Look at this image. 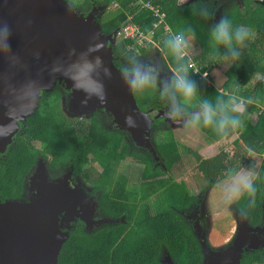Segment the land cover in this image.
<instances>
[{"label":"trees","instance_id":"trees-1","mask_svg":"<svg viewBox=\"0 0 264 264\" xmlns=\"http://www.w3.org/2000/svg\"><path fill=\"white\" fill-rule=\"evenodd\" d=\"M92 1L98 4L101 0H82L80 4L73 5L74 9L82 10ZM145 1L159 8L164 16L154 30L152 42L136 51L131 47V40L120 38L112 44L113 64L121 70L124 66H131L136 61V55L144 59L157 55L162 72L171 73L175 63L164 47V41L189 26L195 30V38L189 49L190 61L197 64L200 72L208 74L206 79H202L189 70L199 91L189 115L199 111L200 99L209 98L214 105L217 98L227 101L230 96H235L237 103L242 100L240 112L237 113L242 121L241 126L229 135L237 134L233 144L240 146L237 148L243 149L244 154L249 152L261 157L254 168L259 178L255 181L257 193L254 207H247L248 197L245 195L230 203L229 208L238 214L243 209L246 213L243 217L249 226L263 225L264 0H238L236 4L233 2L231 7L223 9L222 15L228 17L233 29L244 26L250 30V36L243 44L245 46L240 47L239 58L230 60L228 64L215 56L210 46L211 26L218 21L202 18L192 7L193 3L200 7L203 0H192L186 5L180 0ZM111 2L102 0L108 10H104L103 13H107L97 20L104 35L114 31L118 34L129 16L132 23L145 32L159 21L153 12L140 9L132 0H118L114 8ZM256 74L263 76V80L253 90H248L247 85ZM60 90L57 88L43 94L38 108L23 123H19L20 129L15 134L14 142L0 154V201L23 199L26 192L24 183L40 156H52L54 167L71 161L73 173L81 175L85 181L90 178V165H97L100 172L93 179L92 186L98 191V205L105 215L114 218L123 215L126 223L106 225L90 234L81 228H72L61 247L57 264H163L161 259L164 255H168L174 264H202L203 256L193 227L181 216L185 209L198 204V199L189 193L185 181L177 180L175 175L184 174L194 165L197 185L206 184L203 192L224 198L223 189L228 182L229 169L253 168V161H245L244 154L231 157L229 151L206 158L198 150L182 146L175 139L174 132L166 127L168 124L157 114L161 108H167L166 104L159 99L158 92L146 90L143 95H133L141 111L153 109L155 112L151 132H155L153 146L159 158L157 165L148 151L134 149L126 132L109 129L102 111L90 113L87 120L72 121L65 117L58 108ZM221 90L226 94L219 95ZM261 110L256 121L250 122L251 114ZM197 130L211 142L224 140L212 128L200 127ZM165 132L167 134L163 138ZM34 143H40L43 150L35 148ZM128 158H131L138 176L136 184L124 172L118 171ZM167 172L171 176L160 178L167 176ZM152 178L153 181H149ZM156 194L163 196V199L155 204L160 206L154 210L149 197ZM203 194L201 192L199 199L203 198ZM220 207L223 204L220 203L216 210H221ZM224 211L207 230V244L214 250L223 249L236 230L228 210ZM219 229L221 232L215 231ZM218 236L220 240L217 242ZM240 264H264V250L242 253Z\"/></svg>","mask_w":264,"mask_h":264},{"label":"water","instance_id":"water-1","mask_svg":"<svg viewBox=\"0 0 264 264\" xmlns=\"http://www.w3.org/2000/svg\"><path fill=\"white\" fill-rule=\"evenodd\" d=\"M116 36L117 31L104 35L92 13L80 15L66 0H0L1 154L14 142L19 123L38 108L43 94L59 84L68 92L70 115L108 114L114 128L126 132L135 148L159 160L150 139L155 112L138 108L121 70L113 64ZM153 61L150 65H155ZM163 119L177 124L165 113ZM29 184L27 200L0 201V264H57L68 238L61 214L68 221L75 215L88 223L77 208L94 207L65 179L49 181L42 161ZM193 228L203 264H240L244 250L264 245L256 235L264 228H250L240 213L232 242L217 251L207 245L198 220ZM162 263L174 264L169 257Z\"/></svg>","mask_w":264,"mask_h":264},{"label":"clouds","instance_id":"clouds-1","mask_svg":"<svg viewBox=\"0 0 264 264\" xmlns=\"http://www.w3.org/2000/svg\"><path fill=\"white\" fill-rule=\"evenodd\" d=\"M192 7L206 20L214 16L207 4L197 7V4L193 3ZM210 36V46L215 56L225 61L236 60L240 56V47L250 36V30L244 26L233 29L228 17L222 15L218 22L212 24ZM194 38L195 30L189 26L164 41V47L170 52L175 63L170 76L162 75L159 66L146 65L139 59L131 66L122 67V76L133 94L143 95L146 90L158 92L159 99L167 106V119L182 124L185 128H212L218 136L226 139L229 133L238 129L242 123L237 114L240 112V105L235 96H230L227 101L217 98L215 105L209 98L200 99L199 111L189 115L193 101L199 95L197 85L189 75V49ZM225 94L222 90L219 93L221 96ZM227 178L228 182L223 189L224 199L233 203L246 195L247 207H254L257 193L255 181L259 178V173L251 167L229 169ZM241 214H246L243 209Z\"/></svg>","mask_w":264,"mask_h":264},{"label":"flooded vegetation","instance_id":"flooded-vegetation-1","mask_svg":"<svg viewBox=\"0 0 264 264\" xmlns=\"http://www.w3.org/2000/svg\"><path fill=\"white\" fill-rule=\"evenodd\" d=\"M238 0H203L202 5L203 4H207L209 7V10L211 12L214 13L213 16V20H217L219 19V17L222 16V12L223 9H227L229 7H231L232 3L236 4ZM82 2V1H81ZM192 0H188L187 3H184L185 5L188 3H191ZM71 6H73L72 4H70ZM74 8V6H73ZM103 8V9H101ZM100 9V11H99ZM80 15L83 16H87L89 13H92L95 17L96 20H99V16L104 12V10H108V8L106 7L105 4L102 3V0L100 1V3H94L93 1L88 4L84 9L82 10H77L75 9ZM118 37V35L116 36ZM115 39V38H114ZM158 57L157 55L154 56H149L148 58H143L141 61H143L146 65H150L152 63V59L154 60L153 62L155 63V65L159 66V62H158ZM162 75H166L164 74V72H162ZM57 88L61 89L59 93H61L60 100L64 99L65 103H66V107H67V103H68V92L64 89V87L62 85L56 84L53 88L52 91L56 90ZM63 93V94H62ZM161 113L162 115H159L161 118H163V114L166 113L167 108H161ZM104 113V112H103ZM105 116H107V118L109 119V125L108 128L112 129V130H117L114 128V125L111 122V118L108 114H105ZM164 120V119H163ZM23 123V122H22ZM168 125H171L168 122H165ZM20 129V126H19ZM19 131V130H18ZM119 131V130H118ZM35 144L38 145V147L35 146ZM34 147L39 149V150H43L42 146L40 143H34ZM134 147V145H133ZM154 148V146H153ZM134 149H140V148H135ZM143 150V149H140ZM1 154V153H0ZM3 154V153H2ZM153 159V158H152ZM39 161H42V163L44 164V168L46 170V175H47V179L49 181H55V180H61V179H65L67 182L68 187H70L71 189L77 187L79 188L84 194L85 196L91 201L92 204H94V207L91 206H82V210H80L79 208H77V211L79 213H81L82 215L88 217V223L83 222L82 220H80L78 217H76L75 215H73V219L71 221H68V218H66L65 213L61 214V217L64 219L65 221H63V231L64 232H69L72 228L76 229V228H81L84 232L87 233H93L96 232L97 230L104 228V226L106 225H113L114 223L120 222V223H126L125 221V217L122 215L121 217L118 218H114V217H110L109 215H105V212L103 211V209L101 208V206L98 205V191H95L94 187L91 185L90 188H88L89 182L85 181L84 178L81 175H75L73 173V165L72 162L67 161L65 164L63 165H58V166H53L52 165V156L50 155H46V156H40L38 157L36 164L31 172V174L26 178V181L24 183V188L26 189L25 194L23 195V199L22 200H27L29 195H30V178L32 177L33 173L35 172L36 168H37V163ZM155 161V160H154ZM157 165H159V160L155 161ZM67 163L68 166H67ZM167 176L165 177H169L171 176L170 173L167 172L166 174ZM80 178L82 180H80ZM159 177H157L158 179ZM160 178H163L160 177ZM149 181H153L152 179H149ZM158 196V194H156L155 196H150L149 200H152V198ZM201 197V194L198 195V204L196 205H192L190 207H188L187 209L184 210V212L181 214L182 217H184L186 219L187 222L191 223L192 227L194 226V223L196 220H198L202 231L201 233L205 234V240L206 243L207 242V229L205 228V224L203 221V217L201 215V205L203 202V198L199 199ZM152 205V204H151ZM160 205H152V208L154 210H156L157 207H159ZM238 213V212H237ZM239 215V214H238ZM107 221H112L111 223H108ZM248 225V224H247ZM70 227L69 229H66V227ZM249 226V225H248ZM250 228H256V227H263L264 228V216H263V225L261 226H249ZM237 228V227H236ZM194 230V228H193ZM195 234V232H194ZM256 235L258 236L259 240L264 242V230L262 232L256 233ZM235 236V234H234ZM233 236V238H234ZM233 238L230 239L229 243H227V245L224 247H228L230 245V243L232 242ZM208 245V244H207ZM214 250V249H212ZM220 250V249H218ZM259 250H264V245H260L256 250H251V249H247L244 250L243 253H247L249 251H259ZM217 251V250H214ZM166 257H169L168 255H164L162 256L161 262L163 260L166 259ZM170 258V257H169ZM172 261V260H171ZM202 264H203V259H202Z\"/></svg>","mask_w":264,"mask_h":264},{"label":"rangeland","instance_id":"rangeland-1","mask_svg":"<svg viewBox=\"0 0 264 264\" xmlns=\"http://www.w3.org/2000/svg\"><path fill=\"white\" fill-rule=\"evenodd\" d=\"M67 2H70V4L72 3V5H78L81 3L82 0H66ZM188 0H180V2L182 4L187 3ZM107 13V12H105ZM101 14L99 16V19L101 18V16L104 14ZM116 39L113 41V43L115 44L116 42H118L120 40L119 37H115ZM245 46V45H243ZM242 46V47H243ZM241 47V48H242ZM136 61L142 60L143 57L136 55L134 58ZM223 60V59H222ZM223 62H225L226 64H228L230 62V60L225 61L223 60ZM209 64V63H207ZM166 75H171V73H166ZM263 80V76H261L260 74H256L254 76V78L250 81V83L247 85V89L248 90H253L255 85L258 84L259 82H261ZM58 108L61 110L62 114L69 118L70 120H76V119H81V120H87L89 114L85 115H79V116H75L73 117L72 115H70L67 112L66 109V103L65 100L62 99L59 102V106ZM158 115H162L161 111L157 113ZM258 113H252L251 116L249 117V119L251 120L252 123L255 122V120L257 119ZM106 120H107V125H109V119L106 116ZM167 128H170L175 135V139L182 144V146H187L193 149L198 150V152L200 153V155L202 157H212L216 154H218L221 151H229V153L231 154V157H234L236 154L242 155L244 154V150L237 148L240 147L237 145V147L234 146L233 141L237 138V134H231L229 135L226 139L222 140L221 142H211L210 140L207 139V137L202 134V132H200L197 129H194L192 127H187L185 128L182 124H173V125H167ZM167 132L163 133L162 137L164 138L166 136ZM155 132H151L150 135V139L153 143V138H154ZM36 147H38L37 144H35ZM245 161H253L254 166L253 168H256L258 166V163L261 160L260 156H256L252 153H245ZM131 158L126 159V161H124L120 167L118 168V171H122L124 172L128 178L130 179V181L134 184L138 183V176L136 175V170H134L133 164L130 162ZM90 178L88 180L89 185L88 188L91 187L90 184L93 183V179L96 177V175L100 172V169L98 168L97 165H90ZM180 171V170H178ZM196 169L194 168V165L190 168H188L184 174H176L175 177L177 178V180H183L185 181L187 187H188V191L191 195L198 197V195L202 193L203 194V202L201 205V215L203 217V221L205 224V228L206 230L211 228L214 222V219L220 214L222 213L224 210H228V214L230 216L231 221L235 222V225L237 227L238 224V213L236 210H234L233 208H229L230 203H228V201H226L224 198L219 197L218 195H214V196H210L208 192H203V189L206 187V184L201 183L200 187L197 185L198 181L197 179H195L194 175L196 176L195 173ZM163 177H165L164 175H162ZM80 180H82L80 178ZM163 199V196H156L154 198H152V200H150V204H156L159 203L161 200ZM198 199V198H197ZM221 204H223V207H220L221 210H216V208ZM157 210V209H156ZM225 212V211H224ZM226 213V212H225ZM227 226L228 224L225 223ZM233 224V223H231ZM216 232H221V230L219 229V231L215 230ZM236 233V230L234 232V234ZM220 240V237L218 236L216 238V241L218 242ZM224 242H227L226 239H224Z\"/></svg>","mask_w":264,"mask_h":264},{"label":"built area","instance_id":"built-area-1","mask_svg":"<svg viewBox=\"0 0 264 264\" xmlns=\"http://www.w3.org/2000/svg\"><path fill=\"white\" fill-rule=\"evenodd\" d=\"M118 0H112L111 5L112 8H114L117 4ZM135 2V4L140 8V9H147L151 12H153L156 17L159 18V21L153 25V28L149 31H143L139 26L135 25L132 23V17L127 18V23L124 24V26L120 29L118 32V37L121 39H128L132 41V48H134L136 51L142 47L143 45L152 42V38L154 35V30L157 28V26L162 22L163 20V14L160 13L159 8L154 7L149 1L145 0H132ZM169 31V30H168ZM191 67L189 68L190 71L199 78L206 79L207 77V72H200L199 67L197 66L196 63L190 61ZM207 86H210V83H207ZM238 104H242V100L238 101ZM262 112L259 111L258 114ZM257 114V113H256Z\"/></svg>","mask_w":264,"mask_h":264},{"label":"crops","instance_id":"crops-1","mask_svg":"<svg viewBox=\"0 0 264 264\" xmlns=\"http://www.w3.org/2000/svg\"><path fill=\"white\" fill-rule=\"evenodd\" d=\"M249 121L251 122V120L249 119ZM256 121V120H255Z\"/></svg>","mask_w":264,"mask_h":264}]
</instances>
